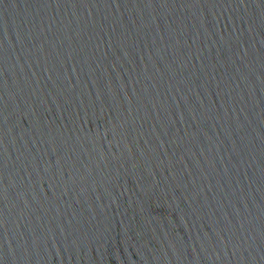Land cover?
Returning <instances> with one entry per match:
<instances>
[{"label":"water","instance_id":"water-1","mask_svg":"<svg viewBox=\"0 0 264 264\" xmlns=\"http://www.w3.org/2000/svg\"><path fill=\"white\" fill-rule=\"evenodd\" d=\"M0 264H264V0H0Z\"/></svg>","mask_w":264,"mask_h":264}]
</instances>
